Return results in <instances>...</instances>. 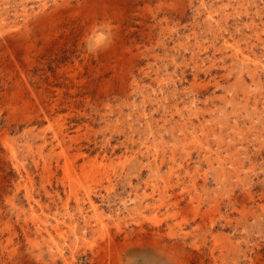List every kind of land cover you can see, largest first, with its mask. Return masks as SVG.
<instances>
[{
	"label": "rangeland",
	"instance_id": "obj_1",
	"mask_svg": "<svg viewBox=\"0 0 264 264\" xmlns=\"http://www.w3.org/2000/svg\"><path fill=\"white\" fill-rule=\"evenodd\" d=\"M0 264H264V0H0Z\"/></svg>",
	"mask_w": 264,
	"mask_h": 264
}]
</instances>
